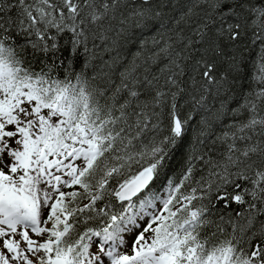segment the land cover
I'll list each match as a JSON object with an SVG mask.
<instances>
[{"label":"snow or ice","instance_id":"1","mask_svg":"<svg viewBox=\"0 0 264 264\" xmlns=\"http://www.w3.org/2000/svg\"><path fill=\"white\" fill-rule=\"evenodd\" d=\"M168 2L0 0V264H264V0Z\"/></svg>","mask_w":264,"mask_h":264},{"label":"trees","instance_id":"2","mask_svg":"<svg viewBox=\"0 0 264 264\" xmlns=\"http://www.w3.org/2000/svg\"><path fill=\"white\" fill-rule=\"evenodd\" d=\"M164 2V0H152V5L154 8H159L161 4ZM181 7H182V0H181ZM180 11V8H175L173 4L171 3V0L167 3V6L164 7V18L167 20L168 17L175 16ZM155 35V31H144L143 34H141L139 31L136 32L135 36L136 39L130 43L121 46H117L114 50H111L109 52H105L103 48L94 50L95 52V59L92 61L91 66L89 68V72L91 74V68L95 67V70L97 72L101 71L102 65L101 61H111L112 58L119 56L125 60H131L133 54L139 50V42L141 39H146L149 42L151 41L152 36ZM99 44L100 42L97 41ZM89 47L91 48L92 45L89 44ZM111 47V45H110ZM259 53V47H251L246 42H242L240 46L235 50V57H236V63L237 68L236 70L231 74L233 78V94L237 97H239L243 92L247 91L251 86V77L253 76L254 72L256 71L255 64L257 61ZM77 71L80 70V65H77ZM106 71L107 69H103ZM190 109L185 107L182 110V118H185L187 114L189 113ZM205 115L204 113H201L200 116H196L193 120L192 124L190 125L187 137L185 138V148L181 150L182 154L184 151H186L189 147H191L193 150L198 149L199 145L195 143L197 133L199 132V128L197 127L198 122L201 119V116ZM213 130L216 132H219V127H216L215 124H213ZM167 134L166 131L162 132L161 135ZM181 157H178V163L177 168H179V161ZM235 211H240V207L233 204L230 208H225L222 204L218 205L217 208H215L213 211L217 215L219 214H234Z\"/></svg>","mask_w":264,"mask_h":264},{"label":"rangeland","instance_id":"3","mask_svg":"<svg viewBox=\"0 0 264 264\" xmlns=\"http://www.w3.org/2000/svg\"><path fill=\"white\" fill-rule=\"evenodd\" d=\"M131 247V243L129 242V248ZM96 246L93 245V250H95Z\"/></svg>","mask_w":264,"mask_h":264}]
</instances>
